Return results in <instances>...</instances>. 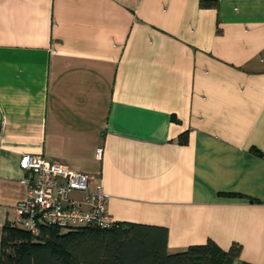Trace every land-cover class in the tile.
<instances>
[{"label": "crops", "instance_id": "obj_1", "mask_svg": "<svg viewBox=\"0 0 264 264\" xmlns=\"http://www.w3.org/2000/svg\"><path fill=\"white\" fill-rule=\"evenodd\" d=\"M213 1L0 0V233L31 153L99 179L117 221L165 226L170 252L264 264V0Z\"/></svg>", "mask_w": 264, "mask_h": 264}, {"label": "trees", "instance_id": "obj_2", "mask_svg": "<svg viewBox=\"0 0 264 264\" xmlns=\"http://www.w3.org/2000/svg\"><path fill=\"white\" fill-rule=\"evenodd\" d=\"M200 5L217 3L200 0ZM180 142H186V133ZM239 255V245L223 250L212 240L170 252L165 226L136 222L116 221L108 228L49 225L38 234L5 222L0 233V264H230Z\"/></svg>", "mask_w": 264, "mask_h": 264}, {"label": "built area", "instance_id": "obj_3", "mask_svg": "<svg viewBox=\"0 0 264 264\" xmlns=\"http://www.w3.org/2000/svg\"><path fill=\"white\" fill-rule=\"evenodd\" d=\"M95 157L101 159L102 147L96 148ZM19 167L26 191L14 208L15 225L38 234L49 225L108 228L117 221L107 209L109 194L94 176L31 153L21 154Z\"/></svg>", "mask_w": 264, "mask_h": 264}]
</instances>
